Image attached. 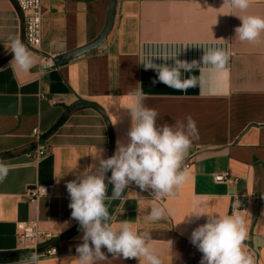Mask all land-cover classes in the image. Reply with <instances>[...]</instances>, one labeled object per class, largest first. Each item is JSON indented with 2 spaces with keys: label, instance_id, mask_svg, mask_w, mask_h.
Wrapping results in <instances>:
<instances>
[{
  "label": "crops",
  "instance_id": "0c3cea01",
  "mask_svg": "<svg viewBox=\"0 0 264 264\" xmlns=\"http://www.w3.org/2000/svg\"><path fill=\"white\" fill-rule=\"evenodd\" d=\"M111 3L42 0L41 45L29 49L33 66L21 71L10 65L9 37L26 46L22 13L15 0H0V162L10 168L0 182V264H19L33 252L16 228L25 221H36L41 231L54 234L48 244L58 252L40 258V264H79L76 246L83 233L71 218L66 183L91 165L99 166L93 157L97 150L108 158L118 140L127 142L131 116L123 106L138 89L143 104L158 111V124H186L191 116L198 137L183 161L182 167L188 161L190 166L183 168L187 179L175 196L156 200L133 182L121 199L105 200L115 218L112 227L128 220L134 230L150 232V247L163 264H199L202 253L189 237L207 215L175 224L193 211L231 215L237 199L248 232L244 250L255 264H264V34L258 43L241 42L235 34L242 23L237 16H264V0H251L243 12L224 0H118L107 40L89 53L53 65L54 58L102 33ZM210 48L229 51L226 73L203 65ZM176 60L197 62V68L181 72L182 79L196 81L185 91L158 82L157 72L141 63L174 67ZM34 129L50 147L40 160L33 157ZM226 171L238 182L214 180L215 174ZM105 183L111 196L113 185ZM38 185H51L53 194L32 202L27 193ZM251 193L260 199L251 200ZM154 206L172 214L149 220ZM102 251L107 258L97 264H147L143 258L118 259Z\"/></svg>",
  "mask_w": 264,
  "mask_h": 264
},
{
  "label": "clouds",
  "instance_id": "9594fccd",
  "mask_svg": "<svg viewBox=\"0 0 264 264\" xmlns=\"http://www.w3.org/2000/svg\"><path fill=\"white\" fill-rule=\"evenodd\" d=\"M250 3L251 0H224V4L242 12L249 8ZM237 17L242 23L235 28L236 38L241 42H260L264 34V16ZM9 39L13 54L10 65L14 70H30L33 66L30 50L19 38ZM202 60L203 65L209 64L217 72L226 73L230 53L226 49L210 48L205 51ZM141 63L146 69H154L158 74V82L168 88L185 91L196 83L194 78L182 79L181 75L182 71L190 72L197 68L196 61L188 63L176 60L174 67L153 62ZM153 83H157V80ZM129 95L131 103L123 106L130 110L131 116L127 142L118 140L114 154L108 158L103 157L102 149L97 150L93 157L98 160L99 166L91 165L84 175H77L66 183L71 218L78 222L83 233L80 237L82 243L76 246L79 264H97V261L106 259L102 249L118 259H138L141 262L143 258L147 264H163L156 250L150 247V232L134 230L128 220L121 221L117 228L112 227L115 218L109 215L105 200L121 199L125 189L133 182L141 191H150L155 198L175 196V189L187 179L182 164L193 139L198 137L196 122L189 116L186 124H158L159 113L143 104V91L138 89ZM9 170L7 164L0 162V182L7 178ZM109 171L111 176L107 180L113 185L111 196L107 194L105 183ZM42 190L46 194L44 187ZM171 214L170 209L154 206L148 219L156 221ZM203 215H207L206 222L193 229L189 237L190 243L202 253L199 264H255L252 254L244 250L248 239L245 220L235 211L222 216L193 211L175 225L192 223L193 216L199 219ZM168 243L171 246L173 244L171 240ZM19 264H40V255L33 251L21 258Z\"/></svg>",
  "mask_w": 264,
  "mask_h": 264
},
{
  "label": "built area",
  "instance_id": "2783aa9c",
  "mask_svg": "<svg viewBox=\"0 0 264 264\" xmlns=\"http://www.w3.org/2000/svg\"><path fill=\"white\" fill-rule=\"evenodd\" d=\"M21 13L23 22L25 25V37H26V47L28 49L39 50L42 41V0H15ZM33 135L36 138L37 145L33 151V157L35 160H40L50 152V147L48 144L41 141L42 134L39 129L33 130ZM190 166L189 161L186 162L182 168H188ZM214 180L218 183H237L238 179L232 177L230 172H222L214 175ZM42 187L46 189V194L42 190ZM53 194V187L51 185H38L30 189L27 193L30 201L35 202L39 198L44 196H50ZM153 199L163 200V198H155L151 195ZM249 198L253 201H258L260 196L257 193H251ZM233 211L239 212V202L237 199L234 200L232 205ZM16 228L23 239L30 245L33 251H37L40 258L56 255L58 249L54 245H49L48 243L54 238V234L51 232L41 231L38 227L36 221H25L16 224ZM42 247V249H41Z\"/></svg>",
  "mask_w": 264,
  "mask_h": 264
},
{
  "label": "water",
  "instance_id": "95a60500",
  "mask_svg": "<svg viewBox=\"0 0 264 264\" xmlns=\"http://www.w3.org/2000/svg\"><path fill=\"white\" fill-rule=\"evenodd\" d=\"M117 1L118 0H112L111 6L108 10V15H107V21H106V26L102 33L91 43L78 48L76 50L70 51L68 53H65L63 55H60L56 58L53 59V65H56L62 61L69 60V59H74L77 58L83 54L89 53L98 47H100L106 40L110 32L112 31V28L114 26V21H115V16H116V6H117ZM108 177V176H107ZM107 182V178H106Z\"/></svg>",
  "mask_w": 264,
  "mask_h": 264
}]
</instances>
